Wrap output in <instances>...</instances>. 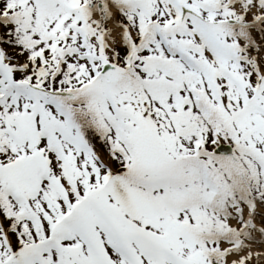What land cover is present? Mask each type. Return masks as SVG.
I'll return each instance as SVG.
<instances>
[{"label": "snow or ice", "instance_id": "obj_1", "mask_svg": "<svg viewBox=\"0 0 264 264\" xmlns=\"http://www.w3.org/2000/svg\"><path fill=\"white\" fill-rule=\"evenodd\" d=\"M0 264H264V0H0Z\"/></svg>", "mask_w": 264, "mask_h": 264}]
</instances>
